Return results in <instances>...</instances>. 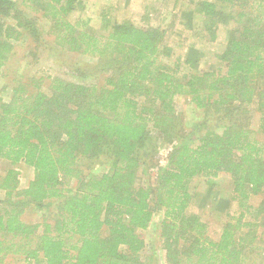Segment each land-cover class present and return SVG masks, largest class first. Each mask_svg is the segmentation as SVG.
I'll use <instances>...</instances> for the list:
<instances>
[{"label": "trees", "instance_id": "16d2710c", "mask_svg": "<svg viewBox=\"0 0 264 264\" xmlns=\"http://www.w3.org/2000/svg\"><path fill=\"white\" fill-rule=\"evenodd\" d=\"M190 2L185 27L200 22L214 43L224 36L207 66V48L178 53L166 28L111 21L113 7L101 9L97 29L90 17H72L84 0H22L39 16L0 0L2 73L20 40L40 42L44 19L61 51L87 55L103 76L91 83L80 68L76 79L18 72L0 87V159L9 164L0 172V264H11L7 256L24 264H157L142 236L154 225L168 264H262L264 142L250 125L255 109L264 132V0ZM181 96L224 121L179 128ZM162 143L171 146L165 164L157 159ZM93 163L108 170L85 174L82 165ZM19 164L34 172L24 187ZM225 175L232 187L218 197ZM196 179L210 186V209L225 215L217 237L192 209ZM31 205L44 211L42 221L23 218Z\"/></svg>", "mask_w": 264, "mask_h": 264}, {"label": "rangeland", "instance_id": "374dc122", "mask_svg": "<svg viewBox=\"0 0 264 264\" xmlns=\"http://www.w3.org/2000/svg\"><path fill=\"white\" fill-rule=\"evenodd\" d=\"M16 1L18 7L23 9L28 16H39L37 12L25 6L22 0ZM84 2L85 8L80 13H76L72 16L74 20H76L78 16L83 15L84 17H90L92 19L91 26L97 29L102 28L104 22L101 9L103 7H113L114 13L110 15L111 21L130 19L141 26L161 25L163 28H166L170 39L169 43L175 46L176 52L178 53H180L181 50L182 52L187 51L190 44H195L197 48H207L210 61L207 62L206 66L215 62L214 52L220 50L222 47L221 43L224 40V36L222 35L218 42L214 43L209 41L205 36V31L202 29L203 26L198 29L200 22L197 26L192 27V29L185 27L186 24L183 23V20L188 21V16L193 12L195 6L190 0H178L177 3H175V0H84ZM39 22L42 25V37L40 40V42H42L32 41L29 43L25 40H20V43L15 48L14 54H12L7 62L5 71L2 73L0 70V87L5 85L8 81L10 82L15 73L18 72H25L28 75H34L37 76V78L44 77L45 79L51 75H66L68 78L73 77L76 79L72 71L78 68L88 74L87 81L91 83L103 82V76L97 65H95L96 63L91 62L87 55L61 51L60 47L51 41L52 37L48 34L50 23L44 19L39 20ZM222 26L224 25H221V27ZM29 50H33L37 53V56L29 54ZM37 58H39L38 61H36ZM4 73H7L5 74L7 76L2 75ZM208 109L209 108H198L186 96L179 97L176 109L179 120L178 125L180 124L178 127L180 128L182 125L184 129L191 130L194 129L195 126L204 123L205 120L208 121L207 123L209 125L214 123L218 125L224 121L217 117L218 112L215 108ZM252 112L253 120L250 125L253 131L252 133L256 138L264 142V132L260 128V113L255 109H253ZM202 127L203 125H201V128ZM170 149L171 146L169 143L160 144L159 154L157 156L159 163L165 164L166 156ZM86 162L87 161L84 163ZM7 167H9L8 162L4 159H0V172L5 171ZM17 168L21 172V186L24 187L28 184L30 179L33 178V169L25 164H19ZM82 168L85 174L91 172L95 175H99L108 170L106 165H99L96 163L89 165V167L88 164L82 165ZM142 174L143 179L146 180V178H148L146 173ZM151 177L154 178L153 173ZM223 177L224 178L219 177V184L215 187L219 188L216 194L218 197L227 196L232 187L229 177H227V175ZM202 179H196L192 183L193 193L195 192V203L192 209L195 212H200L204 218L209 221V232L213 237H217L224 224L225 215L221 209H210L212 200L207 201V194L210 193L208 188H210V186ZM260 201L261 196H254L251 199V203L255 206L258 205ZM43 216L44 211L36 208L34 205L29 206L23 214V218L28 222L42 221ZM160 218L161 213H156L152 224L156 223ZM154 226L144 230L142 236L147 241L148 251L151 250V252L154 251L157 254V256H155L157 264H168L163 257V250L161 249L162 241L157 236L158 232L157 230L155 231ZM6 262H11V264H24L8 256L5 258V263ZM255 264H260V261ZM262 264H264V257Z\"/></svg>", "mask_w": 264, "mask_h": 264}]
</instances>
